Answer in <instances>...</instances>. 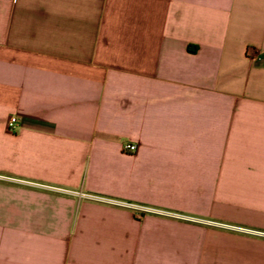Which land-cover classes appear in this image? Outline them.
<instances>
[{
    "label": "crops",
    "instance_id": "crops-1",
    "mask_svg": "<svg viewBox=\"0 0 264 264\" xmlns=\"http://www.w3.org/2000/svg\"><path fill=\"white\" fill-rule=\"evenodd\" d=\"M0 264H264V0H0Z\"/></svg>",
    "mask_w": 264,
    "mask_h": 264
},
{
    "label": "built area",
    "instance_id": "built-area-1",
    "mask_svg": "<svg viewBox=\"0 0 264 264\" xmlns=\"http://www.w3.org/2000/svg\"><path fill=\"white\" fill-rule=\"evenodd\" d=\"M246 55L247 57H249L250 59H256L258 58V54L257 52L255 51V49H250V48H247L246 50ZM16 123H17V119L15 116H11L7 122V127L9 130H13L16 126ZM137 149V145L133 142H126L123 144V151H126V152H135ZM112 202H116V201H112ZM138 208H142V207H138ZM144 209V208H142ZM146 210V209H144ZM149 210V209H147Z\"/></svg>",
    "mask_w": 264,
    "mask_h": 264
}]
</instances>
